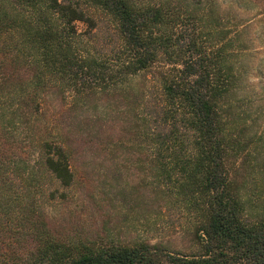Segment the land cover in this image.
<instances>
[{
  "label": "trees",
  "instance_id": "1",
  "mask_svg": "<svg viewBox=\"0 0 264 264\" xmlns=\"http://www.w3.org/2000/svg\"><path fill=\"white\" fill-rule=\"evenodd\" d=\"M263 95L264 0H0V264H264ZM106 149L146 212L186 215L187 250L49 222L40 174L69 188Z\"/></svg>",
  "mask_w": 264,
  "mask_h": 264
},
{
  "label": "rangeland",
  "instance_id": "2",
  "mask_svg": "<svg viewBox=\"0 0 264 264\" xmlns=\"http://www.w3.org/2000/svg\"><path fill=\"white\" fill-rule=\"evenodd\" d=\"M258 59H253V64L256 65ZM257 88H260L258 84ZM261 102L264 104V95ZM43 108L48 116L50 97H47ZM10 123L8 127L10 129L13 127L10 132L18 138V142L9 139L12 149L29 152L27 160L30 164L33 163L36 136L39 135L35 137L29 135L30 137L26 138L24 125L23 127L13 126ZM28 140L32 147L28 145V148L20 149ZM112 154L106 149L96 153L92 163L89 159L90 167L85 166L86 177L80 174L84 166L80 164V167L78 165L76 167L75 165V169L77 168L75 183L69 188H62L48 176L40 174L38 180H41L42 193L38 194V200L41 201L49 222L51 220L55 226L64 232H70L69 234L81 230L97 232L101 238L97 239V243L116 244L122 241L133 242L141 238H149L152 241L161 240L175 250H187L184 238L187 226L186 215L178 212L175 207L153 214L146 212L147 187L141 177L142 173H138L128 160L121 159V154L119 157H114L117 164L111 166L109 159L113 158ZM105 165L116 171L112 172ZM104 168L108 170V174L103 171ZM253 185L255 186H250L248 192L252 194L251 200H253L250 205L256 208L257 201L264 197V173L257 176ZM53 188L57 189L55 193L57 197L50 199L49 192ZM120 189H124L123 192H131L127 196V201L133 206L132 209L128 210L124 207L125 205H120L122 195L116 191ZM60 193H63L64 197H59Z\"/></svg>",
  "mask_w": 264,
  "mask_h": 264
}]
</instances>
